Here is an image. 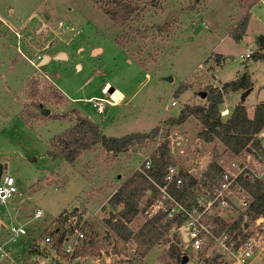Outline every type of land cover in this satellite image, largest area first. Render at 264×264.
Masks as SVG:
<instances>
[{"label":"rangeland","instance_id":"rangeland-1","mask_svg":"<svg viewBox=\"0 0 264 264\" xmlns=\"http://www.w3.org/2000/svg\"><path fill=\"white\" fill-rule=\"evenodd\" d=\"M114 1L0 0V16L10 21L0 23V164L17 192L0 205V220L22 224L28 232L24 241L9 246L0 225V242L9 253L0 264H37L34 240L55 231L56 240L63 219L78 212L93 214L86 223L91 240L77 248L80 255L69 264H147L142 256L150 250L148 264L172 260L174 252L164 248L171 240L165 219L156 222L152 245L142 238L122 243L109 222L120 219L123 205L111 206L107 198L142 158L151 162L156 156V137L183 175L202 178L203 168L225 146L216 137L203 141L200 115L187 109L208 106L225 82L245 77L244 88L221 89L220 123H227L237 105L250 110L264 100V61L251 56L264 54V3L118 0L128 9L122 18L114 14ZM242 20H247L243 31ZM245 48L251 51L247 59ZM60 51L65 59L51 58ZM172 99L177 105L166 109ZM94 101L104 102L97 124L89 116ZM181 112L186 119L178 122ZM85 122L105 136L157 131L121 151L96 143L68 162L66 142L83 136ZM136 202L140 211L125 223L132 232L147 220L141 211L146 197ZM37 208L41 217L33 216ZM56 253L64 257L59 249ZM199 257L190 256V263L199 264Z\"/></svg>","mask_w":264,"mask_h":264},{"label":"built area","instance_id":"built-area-1","mask_svg":"<svg viewBox=\"0 0 264 264\" xmlns=\"http://www.w3.org/2000/svg\"><path fill=\"white\" fill-rule=\"evenodd\" d=\"M259 3H264V0H259ZM58 24L61 27L60 20ZM250 54L251 51L245 49L243 58ZM98 102H92L95 110L92 114L101 113L103 103ZM176 105V100L172 99L166 104V109ZM219 112L223 116L227 110L224 108ZM178 139L177 135L172 142L177 144ZM155 140V149H158L163 141L159 142L158 137ZM213 161L215 171L210 170V175H205V166L202 178L190 177L188 182L183 178L181 168L172 163L165 165L159 183L143 172L150 165L147 159L142 158L140 167L134 170L143 174L156 190L143 213L148 218L161 213V219L173 220L167 228V236L171 240L165 248L166 251L174 252L173 258L160 264H177L181 261L192 264L190 256H206L208 264H249V258L262 248L260 245L264 246L263 208L259 211L251 209L252 198L242 185L243 182H259L264 185V123L248 136L247 142L239 150L220 151ZM146 193L149 194V191ZM15 194L17 192L13 177L1 171L0 205ZM33 216L41 217L42 211L37 208ZM89 217L84 212L69 215L63 219L61 236L56 240H53L56 231L34 240L33 247L37 249L34 253L39 257L37 264L75 262L79 256L77 248L91 240L86 236ZM0 225L4 228L9 246L24 241L28 236L27 229L22 224H4L0 220ZM182 234L186 241L182 240ZM5 243L0 242V260L9 256ZM57 249L64 256L61 259L56 253Z\"/></svg>","mask_w":264,"mask_h":264},{"label":"trees","instance_id":"trees-1","mask_svg":"<svg viewBox=\"0 0 264 264\" xmlns=\"http://www.w3.org/2000/svg\"><path fill=\"white\" fill-rule=\"evenodd\" d=\"M115 9L114 14L118 13L122 18L127 13L128 9L122 2L118 0L114 1ZM118 8V9H116ZM118 11V12H117ZM247 20L240 22V29L243 31ZM239 36H234V39L239 40ZM254 60L262 59L264 61V54L255 53L251 55ZM244 75L238 77L235 80L225 82L221 89L226 91H235L245 86ZM217 90L214 97L209 101L208 106H196L195 108H188L187 111L190 114L197 112L200 115V122L204 126V129L199 132L198 136L205 142H209L212 137H216L220 142L231 152L239 150L248 140V136L255 132L264 123V102L255 106L252 118L247 119L244 113V106L237 105L227 123H220L216 105L220 100V91ZM203 107V108H202ZM186 119V114L181 112L176 118V121L183 122ZM95 123V122H94ZM85 122L82 124L84 129L83 136L69 138L66 142V148L68 149L64 154L65 160L71 162L75 156L82 150L87 149L91 145L99 143L106 151H121L125 150L127 146L133 142L142 141L144 138L153 135L157 128H153L147 133L132 132L120 137L105 136L97 128V123ZM217 127L221 130L218 131ZM231 132V133H230ZM214 157L207 165L205 175H210V170L215 171ZM172 162L169 157L165 145L162 144L156 151V156L152 158L148 168L143 169V172L154 182L159 183L163 174L164 167L167 163ZM184 179H189L188 174L183 175ZM243 187L248 191L252 198L251 209L259 211L263 208L264 211V185L259 182H243ZM149 191V194L146 191ZM156 190L151 182L141 173L134 171L130 178H128L117 190L113 193L109 199L108 204L111 206H117L121 203L123 206L118 211L119 220H113L109 222L112 232L116 237L121 240H126L131 235V231L127 228L125 223L129 222L139 211L137 206V198L139 196L146 197V204L150 201V198L154 196ZM146 206V205H145ZM145 206L141 208L144 210ZM162 214L158 213L147 219L142 226L134 234L135 238H142L144 242H148L150 245L156 240L158 234L156 222L161 219ZM173 220L166 221L164 226H170ZM142 241V240H141ZM142 241V243H143ZM87 244V241H85ZM90 243V242H89ZM88 243V244H89ZM80 255V254H78ZM83 255V254H82ZM178 263V262H177Z\"/></svg>","mask_w":264,"mask_h":264},{"label":"crops","instance_id":"crops-1","mask_svg":"<svg viewBox=\"0 0 264 264\" xmlns=\"http://www.w3.org/2000/svg\"><path fill=\"white\" fill-rule=\"evenodd\" d=\"M236 1V3L239 1V2H241V1H245V0H235ZM246 1H248V0H246ZM259 1V0H258ZM238 2V3H239ZM249 4V3H248ZM245 5V7H246V11L248 10V12H249V10H250V7H249V5ZM7 19V17H1L0 16V23H3V22H5V21H7V22H10V21H8V20H6ZM15 33H17L16 31H15ZM242 39H240L239 41H241ZM238 41V42H239ZM246 49V48H245ZM60 52H62V51H60ZM65 54V53H64ZM245 54V53H244ZM66 56V55H65ZM248 58V57H247ZM247 58H245V59H247ZM32 63V62H31ZM262 102H264V100H262V101H259V102H257V103H255L252 107H250V110H247V108H246V106H244L245 108V111H247V112H249L250 114H251V117L250 118H252V115H253V111H254V108H255V106L257 105V104H259V103H262ZM242 105H244V104H242ZM100 119V118H99ZM113 193H115V192H112V194ZM111 194V195H112ZM110 195V196H111ZM109 196V197H110ZM109 197L107 198V201H108V199H109ZM73 206H75V205H73ZM72 206V207H73ZM93 215V214H92ZM91 214H90V217L92 216ZM147 217V216H146ZM147 219H150V218H148L147 217ZM131 231V230H130ZM136 232H132L131 231V235H130V237H128L126 240H121V239H119L118 237H116L115 235H114V233H113V235H114V237L116 238V239H118L120 242H122V243H129V241H132L133 239H135V236H134V234H135ZM166 246H167V243H166V245L164 246V248H166ZM130 250L131 251H133V249H131L130 248ZM258 251V252H257ZM256 252H255V254L254 255H252L250 258H249V264H262L260 261H261V259L264 257V249L263 248H260V249H258ZM152 253H154V250H150V251H148L147 253H145L143 256H142V258H144V261L148 264L149 262H148V259L150 258V256H152ZM257 253H258V258L257 259H255V255H257ZM152 262H153V259H152ZM156 262V261H155ZM151 264V263H150ZM156 264H159V263H156ZM199 264H208V261H207V257L206 256H202V257H199Z\"/></svg>","mask_w":264,"mask_h":264},{"label":"water","instance_id":"water-1","mask_svg":"<svg viewBox=\"0 0 264 264\" xmlns=\"http://www.w3.org/2000/svg\"><path fill=\"white\" fill-rule=\"evenodd\" d=\"M262 47L264 46V40H262L261 43ZM97 50V49H96ZM45 58V57H44ZM51 58L53 59H65V54L64 52H57L56 54L52 55ZM46 61V60H45ZM42 114L47 115L49 113L48 109H43L41 111ZM90 118L95 122L98 123L99 122V116L97 114H91ZM2 171V165L0 164V173ZM182 240L186 241L185 235L182 234ZM186 252L188 251V248H186L185 250ZM183 260H185V258H183Z\"/></svg>","mask_w":264,"mask_h":264},{"label":"bare ground","instance_id":"bare-ground-1","mask_svg":"<svg viewBox=\"0 0 264 264\" xmlns=\"http://www.w3.org/2000/svg\"><path fill=\"white\" fill-rule=\"evenodd\" d=\"M94 102H96V101H94ZM101 102L104 103L103 101H99L98 103H101ZM96 105H97V104H96Z\"/></svg>","mask_w":264,"mask_h":264}]
</instances>
